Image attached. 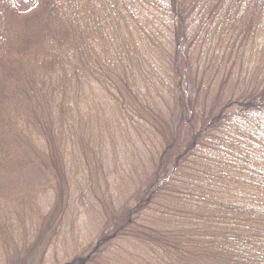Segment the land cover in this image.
Segmentation results:
<instances>
[{"label":"trees","instance_id":"obj_1","mask_svg":"<svg viewBox=\"0 0 264 264\" xmlns=\"http://www.w3.org/2000/svg\"><path fill=\"white\" fill-rule=\"evenodd\" d=\"M5 3L0 0L3 8ZM59 10L60 0H45L44 13L25 21L15 57L0 58L1 100L22 58L72 36ZM150 10L154 17L147 16V30L129 49L130 75L107 86L117 103L112 120L120 113V124L131 117L124 122L139 130V150L148 154L136 205L115 214L96 250L71 264H100L110 249L118 264H178L184 255L197 264H264V41L253 46L264 40V0H149ZM244 18L246 25L239 21ZM219 50H225L222 58ZM249 50H258L259 59ZM238 57L240 67L246 58L258 61L235 85ZM226 93L232 96L224 101ZM3 136L0 118V149L8 144ZM57 163L54 156L48 160L58 186L52 207L41 209L32 244L23 249L26 258L11 264L36 262L63 229L74 193ZM7 220L16 240L19 231ZM25 239L28 234L24 245ZM126 243L137 256H122Z\"/></svg>","mask_w":264,"mask_h":264},{"label":"rangeland","instance_id":"obj_2","mask_svg":"<svg viewBox=\"0 0 264 264\" xmlns=\"http://www.w3.org/2000/svg\"><path fill=\"white\" fill-rule=\"evenodd\" d=\"M7 2L4 8L0 5L1 59L15 57L14 46L26 27L25 21L44 13L45 7V0ZM148 2L60 0L62 25L71 28L72 36L68 35L65 42L59 38L53 48L50 42L36 47L21 59L16 77L4 83L0 118L8 144L0 149V264L26 258L23 249L32 244L33 225L40 221L41 209L52 207L49 199L58 186L48 174L51 156L66 169L74 196L63 229L33 264H71L75 257L91 254L111 218L136 205L134 194L148 154L139 150V130L124 122L129 123L131 117L120 124L125 117L120 113L118 120H112V105L117 103L109 97L107 86L132 71L127 65L132 40L141 39L139 34L148 27L147 16L153 18L156 13H147ZM253 12L256 21L258 14L254 9ZM239 21L246 25L245 18ZM260 41L264 40L258 38L254 48ZM142 46L137 45L135 50L139 52ZM259 49L264 51V44ZM224 51L219 50L220 58ZM257 52L249 50L248 55L259 59ZM238 59L233 73L235 85L242 70L245 72L248 64L258 61L246 58L244 67H240L244 60ZM251 68L254 75L257 70ZM226 95L224 101L232 96ZM154 216L155 213L151 217ZM8 217L19 231L16 240L11 238ZM143 218L139 216L138 221ZM26 234L29 239L24 245L21 239ZM128 245L122 256H137ZM106 255L100 264H118L111 249ZM178 264L197 263L184 255Z\"/></svg>","mask_w":264,"mask_h":264}]
</instances>
